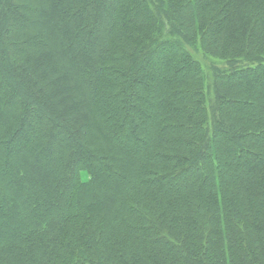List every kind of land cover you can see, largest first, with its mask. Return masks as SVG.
I'll return each instance as SVG.
<instances>
[{"label":"trees","instance_id":"trees-1","mask_svg":"<svg viewBox=\"0 0 264 264\" xmlns=\"http://www.w3.org/2000/svg\"><path fill=\"white\" fill-rule=\"evenodd\" d=\"M0 264H264V0H0Z\"/></svg>","mask_w":264,"mask_h":264},{"label":"rangeland","instance_id":"rangeland-1","mask_svg":"<svg viewBox=\"0 0 264 264\" xmlns=\"http://www.w3.org/2000/svg\"><path fill=\"white\" fill-rule=\"evenodd\" d=\"M198 58H199L200 62L202 63V65H204L205 67H209L211 65L210 63H215V62H212L210 59L202 58L200 55H198ZM215 66H217L219 68L223 67V65L219 62H216ZM85 179H86V175L84 173H82V180H85Z\"/></svg>","mask_w":264,"mask_h":264}]
</instances>
